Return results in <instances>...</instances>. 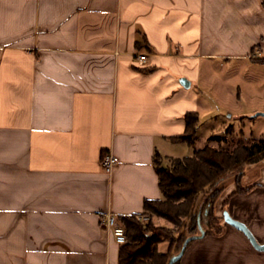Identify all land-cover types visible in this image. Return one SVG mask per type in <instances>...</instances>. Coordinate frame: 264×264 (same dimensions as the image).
Listing matches in <instances>:
<instances>
[{
  "label": "crops",
  "instance_id": "1",
  "mask_svg": "<svg viewBox=\"0 0 264 264\" xmlns=\"http://www.w3.org/2000/svg\"><path fill=\"white\" fill-rule=\"evenodd\" d=\"M254 58L264 0H0V264H117L100 215L161 197L155 155L182 158L170 138L200 124L203 61ZM248 165L258 186L228 212L263 244L264 158ZM192 240L171 264H264L225 222Z\"/></svg>",
  "mask_w": 264,
  "mask_h": 264
},
{
  "label": "trees",
  "instance_id": "2",
  "mask_svg": "<svg viewBox=\"0 0 264 264\" xmlns=\"http://www.w3.org/2000/svg\"><path fill=\"white\" fill-rule=\"evenodd\" d=\"M135 48L141 51L143 46L136 43ZM254 50L255 47L252 53ZM254 60L264 63V59L254 58ZM184 121V133L181 136L171 137L170 140L173 143H183L192 147L193 152L190 156L169 158L166 167L160 165L162 157L159 154L155 155V172L161 197L144 199L140 214L117 217L126 234V242L120 245L118 250L117 264H168L172 247L177 252L184 246L187 238L200 233L201 216L194 209L200 196H205L204 203L210 207L203 229L204 235H218L223 231L221 223L224 222L223 211L227 210L225 206L228 200L232 196L248 194L258 186L254 184L244 189L239 184L238 176L242 174L245 164H252L264 158V140L252 141L249 144L241 142L230 150L210 145L196 148L194 139L199 116L196 112H187ZM215 139L213 134L209 136V140ZM226 141L224 138L223 143ZM232 175L236 176L235 189L223 201L224 206L220 209V216H215L212 213V206L222 191L221 184ZM142 214L150 217L145 228L136 219V216ZM154 217L162 219L166 224H156ZM185 219L189 221L187 225L184 223ZM183 226L187 227L190 235L178 234L177 229ZM164 241L168 242V247L162 252L158 245ZM177 262L175 264H178Z\"/></svg>",
  "mask_w": 264,
  "mask_h": 264
},
{
  "label": "rangeland",
  "instance_id": "3",
  "mask_svg": "<svg viewBox=\"0 0 264 264\" xmlns=\"http://www.w3.org/2000/svg\"><path fill=\"white\" fill-rule=\"evenodd\" d=\"M260 53L258 49L254 50V56L261 57ZM201 75L200 89L204 112L194 139L195 147L201 148L204 145H210L230 150L241 142L249 144L252 141L264 140V65L247 63V61L239 59L204 60L201 66ZM239 87L241 91H238ZM238 94L239 96H237ZM211 134L216 137L215 140H209ZM224 138L227 141L223 143ZM182 148L183 152H179V157L189 156L193 150L187 145H183ZM164 164L168 165V161H165ZM248 166L245 164L242 174L238 176L239 184L244 189L248 188V183L245 180ZM235 180L236 176L232 175L221 184L223 185L222 191L212 206V213L215 216H220V209L224 206L222 205L223 201L235 189ZM204 197L200 196L194 205V209L198 213L200 211V214L207 206L204 203ZM232 198L234 197L232 196L225 206L227 210ZM142 215L148 217V223L150 217L146 214ZM153 220L156 224H166L159 218L154 217ZM188 222L185 219L186 225ZM177 232L183 236L191 234L186 226L177 229ZM167 247L168 242L166 241L158 245L162 252L166 251ZM173 252H176L174 247L171 249V254Z\"/></svg>",
  "mask_w": 264,
  "mask_h": 264
},
{
  "label": "built area",
  "instance_id": "4",
  "mask_svg": "<svg viewBox=\"0 0 264 264\" xmlns=\"http://www.w3.org/2000/svg\"><path fill=\"white\" fill-rule=\"evenodd\" d=\"M136 62L143 66L146 63L147 55L143 52H136L134 56ZM101 165L106 173H109L112 168L116 165V160L111 154H105L102 157ZM136 219L139 223L145 227L148 221V217L145 215H138ZM99 222L102 228L109 231L115 242L122 245L126 242L125 229L118 223L117 216L112 212H104L100 215Z\"/></svg>",
  "mask_w": 264,
  "mask_h": 264
},
{
  "label": "water",
  "instance_id": "5",
  "mask_svg": "<svg viewBox=\"0 0 264 264\" xmlns=\"http://www.w3.org/2000/svg\"><path fill=\"white\" fill-rule=\"evenodd\" d=\"M264 115V114H263ZM223 219L224 222L229 225L234 227L235 229H237L238 231L242 232L244 234V236H246V238L248 239V241L250 242V244L252 245V247L258 251H264V243L263 244H259L258 241L255 239L253 233L250 231V229L242 222L234 219L228 212V210H224L223 211ZM200 232L203 233L202 228L200 227ZM196 236L193 237H189L186 239L184 246H186V244L191 241L192 239H194ZM173 260H170L168 264H171Z\"/></svg>",
  "mask_w": 264,
  "mask_h": 264
}]
</instances>
